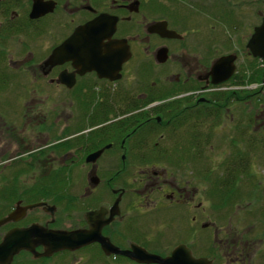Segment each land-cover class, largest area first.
<instances>
[{
  "label": "flooded vegetation",
  "instance_id": "af4514ba",
  "mask_svg": "<svg viewBox=\"0 0 264 264\" xmlns=\"http://www.w3.org/2000/svg\"><path fill=\"white\" fill-rule=\"evenodd\" d=\"M35 4L49 12L30 18ZM102 15L116 19L113 35L102 44L125 41L128 58L123 63L100 62L92 49L77 61L47 63L77 28ZM263 18L264 0H0V73L25 75L31 82L20 96L30 98V107L23 110L19 102L9 109L14 110L16 129L24 122L23 128L30 126L44 144L27 155L50 151L31 157L35 164L16 172H42L35 186L17 181L3 195L0 220L17 208L23 211L18 220L0 227V243L12 230L36 226L42 234L55 232L75 245L51 251L33 237L31 249L21 250L10 264H257L258 257L253 261L241 239L229 232L218 239L212 207L199 211L201 195L212 202V181L204 195L192 171L183 175L187 167L178 162L181 151L173 142L183 121L211 123L216 106H222V116L240 106L241 101L219 104L212 99L214 93L238 92L227 87L241 71L245 47ZM156 24L179 38L150 32ZM250 28L246 39L244 31ZM9 45H17V54L9 56ZM161 49L167 50L164 63L157 61ZM223 57L233 59L227 64L233 76L214 85L212 68ZM246 59L253 62L249 50ZM151 63L170 65L177 73L165 76L168 84L145 87ZM106 67L114 71L101 72ZM99 71L119 78L101 77ZM133 76L142 79L139 87L121 85ZM55 95L64 101L54 104L60 102L52 100ZM60 105L61 117L56 113L48 119ZM235 120L246 119L233 115ZM204 137L209 142L211 134ZM97 152L96 160L87 162ZM81 236L87 244H80ZM176 250L173 263L149 257L167 260Z\"/></svg>",
  "mask_w": 264,
  "mask_h": 264
},
{
  "label": "rangeland",
  "instance_id": "374dc122",
  "mask_svg": "<svg viewBox=\"0 0 264 264\" xmlns=\"http://www.w3.org/2000/svg\"><path fill=\"white\" fill-rule=\"evenodd\" d=\"M252 32L253 28L244 31L246 39L251 36ZM201 38L202 36L199 35V39ZM22 41L23 39L21 43ZM16 48L17 45L15 48L10 47L9 56L17 54ZM247 52L248 50L245 47V58L243 57L244 61L240 64L241 71L252 62V60L246 59ZM151 65L153 68L150 66L147 69V72H150V77L146 82H142L145 87H150L152 83L158 86L168 84L164 82L167 79L165 76L169 77L177 73V69L170 65L165 67H157L154 63H151ZM259 68L264 71V61L261 62L259 60L257 69ZM158 73H161L163 78ZM141 81L142 79L133 76L129 80L121 82V85L129 84L136 88L141 85ZM30 84V78L25 75L8 77L5 89L0 92V115L6 118L4 121L0 116V215H2L5 208V202L2 198L7 194L8 189L16 187L17 181L19 182L18 184L31 188L43 177L40 171L27 172V170L17 175L16 172L20 170V167L28 166L30 163L34 165L35 161L31 157L43 152L46 154L50 153L49 149H45L31 156L27 155V152L39 149L44 144L40 143L37 134L34 133L30 126L23 128L24 122L23 124L20 122V126L16 129L14 110L9 109L12 107L11 105L19 102H21L20 106L23 110L30 107L28 104L30 98L20 99V96H23V86H29ZM228 86H231L227 87L231 88V91H244L240 87H232L231 83ZM259 95L260 100H242L241 104H239L240 106H231L229 112L227 111L226 113L227 116H221L222 120L220 124L214 127L212 125L213 121L211 122L212 124L207 122L201 124L199 130L204 132L203 136L209 133L211 134V138L205 149H202L203 156L200 159L194 158L196 156L194 153L188 154L187 158L192 157L194 160L186 159L184 163L187 168L182 169L181 172L183 175H188L192 171L193 176L197 178L195 185L204 195L212 181V202L208 201L207 196L201 195L203 204L199 211L205 212L207 208L212 207L213 229L220 231L217 234L218 239L223 238L225 233L229 232L233 237L241 239L244 245H248L252 255H254L253 261L258 257L257 264H264V158L260 150H257L258 147L253 149V145L259 146L258 142H261L260 139L264 137V91L260 92ZM34 100L32 99L31 101ZM52 100L60 101L54 104H60L64 101L60 95H55ZM229 103L231 104L232 102ZM61 112L62 106H57L55 110L50 111L48 119L56 117V113H59V117H61ZM53 113H55V116L52 115ZM233 115L234 117L239 116L246 120L239 122L237 120L231 121ZM34 116L35 114H29L28 118L32 119ZM58 123V129L53 132L55 137L61 131L63 121L60 120ZM183 130L182 127L177 138H181L184 135ZM53 133L51 134L53 135ZM51 139L52 141L56 140L53 137ZM243 154H248L249 156L248 160L244 159V161H240L243 164L245 162L248 163L246 168L247 173H237L238 176L235 179L233 187H224L220 179H227L226 169L230 166L228 163H233L235 158L238 159ZM240 165L236 164L231 168ZM200 236L204 238L203 234ZM213 245H217L216 240H214Z\"/></svg>",
  "mask_w": 264,
  "mask_h": 264
},
{
  "label": "water",
  "instance_id": "95a60500",
  "mask_svg": "<svg viewBox=\"0 0 264 264\" xmlns=\"http://www.w3.org/2000/svg\"><path fill=\"white\" fill-rule=\"evenodd\" d=\"M48 12L49 11L45 6L35 4L32 8L30 18H38ZM115 24L116 19H112L108 15H102L90 22V24L77 28L70 38H68L53 51L47 63L50 65L61 64L66 58L68 60L77 61L84 51L91 49L93 50L92 53L94 54V57H96V59H98L100 62L117 61L118 64L123 63L128 58V47L126 46L125 41H111L106 46H103L102 44L105 39H109L113 35L115 31ZM150 32L160 34L161 36L167 38H179V35L175 31L167 30L166 28L161 27L159 24L152 26L150 28ZM247 48L254 58L264 60V18L262 24L255 28L254 33L247 44ZM167 58L168 56L166 49H161L158 51L157 61L159 63L166 62ZM232 63L233 59L229 57H223L215 63L211 72L213 77L212 83L214 85H220L231 79L234 69L232 67L227 68V64L230 65ZM108 70L114 71L112 67L101 68V72ZM100 76L109 77L107 73H100ZM109 78L111 80H116L119 77ZM99 155L100 152L90 155L87 158V162H94ZM35 206H29L27 208L31 209ZM20 209L21 208H17L15 211L9 214L8 217L2 218L0 220V227L7 222L18 220V214L23 211ZM33 237H38V239L43 244L48 246L51 251L75 246L69 242V237L66 238L67 241H63L64 237H62V235L56 234L55 232H47L42 234L39 228L36 226L26 230L16 229L10 231L6 235L4 241L0 243V264H10L13 256L19 253L21 250L31 249ZM83 239L84 237L81 236L82 243L80 244H87L88 241H86V238L84 240ZM177 253L178 250H176L173 256L167 260H161L155 256L149 257L154 261L156 260L164 263H173L177 261ZM198 263L201 264L203 262L199 260Z\"/></svg>",
  "mask_w": 264,
  "mask_h": 264
},
{
  "label": "trees",
  "instance_id": "16d2710c",
  "mask_svg": "<svg viewBox=\"0 0 264 264\" xmlns=\"http://www.w3.org/2000/svg\"><path fill=\"white\" fill-rule=\"evenodd\" d=\"M259 62L258 59H253L252 63H249L247 65V67L243 68L242 71H240L238 74H236L231 80V85L235 86V87H240L243 88L244 91H238L237 93L231 92L229 94H225L224 92H218V93H214V97L212 99V101L214 102H218L219 104H223V103H229V102H238V101H242V100H248V101H255L260 100L259 97V93L264 91V85H263V75H264V71L260 68L257 69V63ZM1 65H0V70H1ZM8 83V77L7 75H1L0 73V92L3 91L6 87ZM253 84H257L259 86L263 85L260 87V90H248L247 87H249L250 85ZM247 89V90H245ZM234 93V94H233ZM259 96V97H258ZM222 106H219V108L216 106L215 107V113L213 115V127L216 126L217 124H220L221 120H222V111L223 108ZM205 119L206 116L204 115ZM194 118H199V117H194ZM200 119V118H199ZM191 118H189L187 121H183L181 124V128L183 127V136H181V138H176L173 142L174 144V149L177 151H181V154L178 155L177 159L178 162L180 164L183 165L184 161L186 159H188V154H191V151H194V155H196L194 158H196L197 160L200 159L203 155L200 153L202 149H205V147L208 145V140H206V137H204L203 135H201V131L199 130L201 128V124L204 122L208 121H197V122H192L190 121ZM261 142H258L257 145L259 146H255L253 145V149H255L256 147L257 150H260V153L262 154L263 158H264V137L262 139H260ZM252 144V143H251ZM252 146V145H250ZM262 150V151H261ZM194 158L192 159V157H190L188 160H194ZM249 156L248 154L246 155H240L237 158L234 159L233 163H228V168L226 169V174H227V179H220V181L222 182V185H224V187H233V184L235 182V179L237 178V173H241V174H246V168L248 163L245 162L244 164L242 162H240L241 160L244 161V159L248 160ZM176 159V160H177ZM238 161V162H237ZM236 164H241L238 167H233L231 168L233 165ZM244 166V167H243ZM240 171V172H239ZM222 188V187H219Z\"/></svg>",
  "mask_w": 264,
  "mask_h": 264
},
{
  "label": "built area",
  "instance_id": "2783aa9c",
  "mask_svg": "<svg viewBox=\"0 0 264 264\" xmlns=\"http://www.w3.org/2000/svg\"><path fill=\"white\" fill-rule=\"evenodd\" d=\"M254 87H256V86H254Z\"/></svg>",
  "mask_w": 264,
  "mask_h": 264
}]
</instances>
